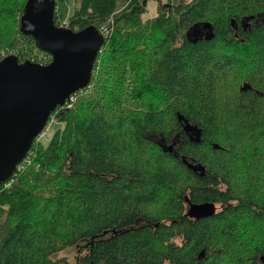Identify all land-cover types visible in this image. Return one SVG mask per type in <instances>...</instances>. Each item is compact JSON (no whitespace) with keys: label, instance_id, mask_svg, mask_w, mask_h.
Instances as JSON below:
<instances>
[{"label":"trees","instance_id":"1","mask_svg":"<svg viewBox=\"0 0 264 264\" xmlns=\"http://www.w3.org/2000/svg\"><path fill=\"white\" fill-rule=\"evenodd\" d=\"M26 2L0 0V59L48 64L21 33ZM146 2L68 14V28L111 36L90 85L53 112L64 128L0 185V264H71L59 254L83 240L74 264H264L263 236L240 243L241 224L264 221V0H172L143 19ZM56 3L59 25L69 5ZM186 197L217 211L191 218Z\"/></svg>","mask_w":264,"mask_h":264},{"label":"water","instance_id":"2","mask_svg":"<svg viewBox=\"0 0 264 264\" xmlns=\"http://www.w3.org/2000/svg\"><path fill=\"white\" fill-rule=\"evenodd\" d=\"M56 7V0H27L20 22L21 33L33 37L37 49L52 56L50 63L20 61L13 53L0 60V185L16 172L56 108L90 85L105 44V36L95 25L78 31L58 26ZM203 28L207 29L206 39L214 37L209 23ZM201 29L194 28L188 36L193 35L197 41ZM248 88L245 84L242 89ZM178 119L183 130L194 134L192 139L199 142L200 130L180 113ZM162 146L167 148L165 142ZM168 149L172 151L173 147ZM183 162L197 174H206L201 164L185 158ZM186 201L190 204L187 215L194 219L211 217L217 211L214 202L193 203L188 197Z\"/></svg>","mask_w":264,"mask_h":264},{"label":"rangeland","instance_id":"3","mask_svg":"<svg viewBox=\"0 0 264 264\" xmlns=\"http://www.w3.org/2000/svg\"><path fill=\"white\" fill-rule=\"evenodd\" d=\"M81 1L82 0H68L69 6L67 9V13H66L67 15L64 19H60L61 23H63V22L67 23L68 14L70 15L75 10V8L81 4ZM146 1H147L146 2L147 3V5H146L147 11L144 13L143 19H148V18H152V17L156 16L158 13V10H159V6H166L170 3H172V0H146ZM248 23H249V21H247V24ZM105 28L107 30H106L104 46L107 44V42L109 41V37L111 36L110 28L108 26H105ZM10 53H14V52H10ZM36 53H38V51L34 50L31 54L34 55ZM29 56H31V55L29 54ZM76 100H77V96L74 95L73 99L70 101L67 100V102L64 104L65 106L64 105L63 106L70 108L73 106V104L75 103ZM51 117L47 123L48 128L46 129L45 133L39 135V137L36 139L35 142H41L45 145V144L49 143V141L52 138V135L55 133V131L57 129H59V128L63 129L64 128V126H65L64 123L59 121L57 116L56 117L54 116L52 118ZM241 225L242 226H240L241 227L240 228V243H241V241L246 243L250 237H251L250 238L251 243L254 242V240L252 239L253 237H260V235L264 237V221H262V223L260 224L261 226L248 227L246 222L244 224H241ZM86 243H87V241L83 240L76 246H72V247H69L68 249L62 250L59 254V257H67L71 264L76 263L77 257L82 253V250H83L82 247ZM262 259L264 260V257H262Z\"/></svg>","mask_w":264,"mask_h":264},{"label":"built area","instance_id":"4","mask_svg":"<svg viewBox=\"0 0 264 264\" xmlns=\"http://www.w3.org/2000/svg\"><path fill=\"white\" fill-rule=\"evenodd\" d=\"M66 24H67L66 22H63V23H60L58 26L67 27ZM106 30H107V29H106L105 27H103V28L100 29V31L103 33V35L105 34L104 36H106ZM0 60H1V59H0ZM41 64H42V63H41ZM70 99L72 100V99H73V96H71ZM49 120H50V119H49ZM47 128H48V127H46V128L44 129V131H43L41 134H44ZM25 158H26V157H25ZM22 162H23V161H22ZM22 162H21V163H22ZM21 163H20V164H21ZM20 164H19V165H20ZM19 165H18L17 168H19Z\"/></svg>","mask_w":264,"mask_h":264}]
</instances>
